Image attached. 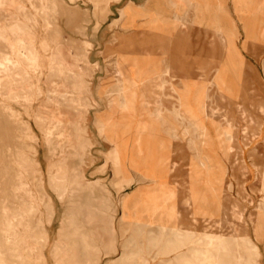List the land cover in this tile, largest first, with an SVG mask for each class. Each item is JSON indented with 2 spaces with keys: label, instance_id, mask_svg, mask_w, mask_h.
I'll return each instance as SVG.
<instances>
[{
  "label": "rangeland",
  "instance_id": "1",
  "mask_svg": "<svg viewBox=\"0 0 264 264\" xmlns=\"http://www.w3.org/2000/svg\"><path fill=\"white\" fill-rule=\"evenodd\" d=\"M167 1L0 0V56L13 51L10 42L17 40L13 33L15 23L30 29L29 35H23L24 44L16 43V47L24 52L27 45H32L36 50L38 69L29 65L27 72L42 90L50 85L46 76L50 72L51 52L68 50L85 56L80 64L75 63L77 70L89 69L84 75L89 105L80 122L82 135L89 142L81 166L83 180L97 188L99 199H105L99 213L112 215L115 230L111 253L90 251L86 264H93L95 259L96 264H113L120 259L122 245L132 234L130 226L125 227L123 234L120 232L124 218L135 222L134 226L143 233L141 238L136 234L135 249L145 244V237H170V225H161L155 213L148 215L143 204L146 193L150 188L154 192L156 187H162L160 192L165 195L161 203L172 205L173 214L175 205L184 203L185 197L190 199L189 208L195 219L189 223L195 225L185 226L193 230L186 232L194 237L188 236L185 246L176 253L161 256L144 250L145 264H165L174 260L176 254L193 261V249L210 250V243L197 240L214 228L211 224L215 216L221 215L220 206L230 198L238 207L243 206L246 237L257 248L256 255L247 254L248 261L243 262L264 264V110L258 112L264 108V0H175L190 5H171ZM43 41L47 42L46 50L41 47ZM56 83L62 91V79ZM43 100V95L34 98L30 112L21 111L16 124L9 120L0 100V219L2 207L16 203L6 190L17 169L10 157L20 149L23 169L33 172L30 183L34 184L39 176L46 193L45 203L40 202L37 189L30 184L38 205L35 216H45L47 200L53 206L52 220L45 225L47 240L30 244L32 252L27 259L36 264V255L42 252L47 264H69V260H74L70 247L56 244L60 223L64 218L71 223L72 218L66 219V215L72 210L56 195L53 186L56 184L60 193L71 190L69 181L75 162L68 156L71 149L67 147L62 151L60 146L48 150L51 135L44 133L47 126L43 112L46 110L47 116L64 125V132L55 134L54 140L60 143L66 138V142L74 139L70 125L74 113L58 102L44 106ZM204 105L208 106V113L202 108ZM12 107L20 108L15 103ZM241 110L249 115L248 124ZM26 132L31 137L24 136ZM241 171L246 174L244 180L237 178ZM179 211L176 219L187 224L186 211L182 207ZM235 231L240 237V228L235 227ZM75 233L71 235L78 239ZM215 235L211 231L210 240ZM6 237L11 239L10 234ZM0 243L6 247L3 239ZM84 244L97 245L89 241ZM52 252L57 257L53 253V258Z\"/></svg>",
  "mask_w": 264,
  "mask_h": 264
},
{
  "label": "bare ground",
  "instance_id": "2",
  "mask_svg": "<svg viewBox=\"0 0 264 264\" xmlns=\"http://www.w3.org/2000/svg\"><path fill=\"white\" fill-rule=\"evenodd\" d=\"M167 2H168L167 4H171V5H190L189 2H188V4H184L182 2L175 1V0H168ZM177 8H178V6H177ZM173 12H175V11H173ZM180 13H181V11H180ZM159 15H161V14H159ZM176 16H177V14H176ZM182 20H183V18H182ZM187 22H188V20H187ZM181 25L182 24L180 23V26ZM183 27H185V26H183ZM13 30H14L13 33L17 35L16 42L15 41L10 42V45L12 46L11 50H13V51H12V53H6V54H3L2 56H0V100L4 103V106L7 109L6 113L10 117L9 120H13V122L15 124H16V122L17 123L20 122L18 120V115L21 114V111H24V113L25 112L29 113L30 107H32L31 104H33L32 103L33 99L36 97L42 96V95L44 96V100H43L44 106H48V105L54 104L55 102H58L62 108L67 109V111L71 109V112L73 111V113H74L72 118H70L71 119L70 125H71V127L74 128V139L72 141L66 142L68 138H66V141H64V143H60L59 141L57 142L54 140L55 134L59 133V135H60V133L64 129V125L61 124L59 122V120H57L55 117H53L51 115L47 116L46 110H44V112H43V114H44L43 115V119H44L43 123H44V126H47L45 128L44 133H46L48 131V134L51 135L50 138L47 140L48 150L52 151V147H54V146L59 147L60 146V149L62 151L64 147H67L68 149H71V152L68 156H70L73 159V160L71 159V161L73 163L75 162V166H73L74 170H72L73 173L71 172L72 178L69 181V186L71 187V190L69 192L63 191L62 193H60L57 190L58 187L57 188L55 187L56 184H54V186L52 185L53 190H55V192H57L56 195L60 196L61 199L63 200V203H65L67 206L70 207L69 210H72V212H70V214L66 215V219H67V216H70V218H72L71 223L70 222L68 223L67 220H65V218L62 221L59 219L61 221L60 229H59L60 235H59V238L57 240L56 245L62 244L64 246L70 247L69 252H71V258L74 260L70 261L69 259H67V260H69V264H86L85 258H86V255L90 251L96 252L97 249H99V250L101 249L107 253H111L113 248H115L114 247V245H115V230H114V222H113L112 217H111L112 215L108 216V215H103V214L99 213L100 212L99 207L104 206V202H106L105 199L104 200L99 199V196L96 193L97 188L95 186H90V184H87L83 180L84 178H83V172H82L81 166H82V163L85 162V158L87 157L86 153H87V150L89 147V142L82 135V132H81L82 129L80 126V122L83 118L82 114L85 112V110H87L86 108L89 105L88 98H87L88 92L86 90L87 86H86V82L84 80L85 72L89 71V69H88V67L87 68L85 67L82 71L77 70V69H75V63L77 64V63L83 61L85 56L83 54H80V55L74 54L73 52L68 51V50H65L59 54H56L57 52L53 53L49 50L51 52L49 55L50 72L48 73V76H46L47 77L46 83L50 82V85H47L45 87V89L42 90V88H40L36 83L33 82L32 77H30L28 75V72H27V68L29 65H33V67H35L36 70L38 69L37 64L39 62V57L37 56L36 50L34 49V47L32 45H30V46L27 45L25 47L26 51H24V52L20 51V49H19L20 46L16 47L17 46L16 43H18V45L24 44V42H22V40H23L22 38H24L23 35L27 34V32L30 29H28L25 26H21V25L15 23L13 26ZM29 33L30 32H28V35H29ZM4 36H2V37H4ZM0 37H1V33H0ZM17 41H20V42H17ZM41 47L46 50V48L48 47L47 42L43 41L41 43ZM163 68H164V66H163ZM59 79H62V81H63V88L64 89L62 91H60L57 87L56 81ZM14 103L17 104V107H20V108L14 109L12 107V104H14ZM119 107H121V106H119ZM202 108H204L206 113H208V106L207 105H204V107H202ZM263 110H264V108L262 107V109L258 110V112L259 111L262 112ZM240 113H241V116L243 117V119L246 121L247 124H248V122H251V121H248L247 116H249V115H246L244 110H241ZM250 113H252V111ZM36 114H37V112H36ZM156 115H160V113H158ZM255 121H257V119ZM194 124H195V121H194ZM196 124H198V123L196 122ZM9 126H10V124H9ZM21 126H22V124H21ZM48 126L49 127L52 126L53 129L51 127V130H47L49 128ZM18 127H20V125H18ZM254 127H255V125H254ZM27 128L28 127H26V126L24 127V129H27ZM73 128H72V130H73ZM196 128H198V127H196ZM68 130L65 132H68ZM247 130H248V128H247ZM252 130H254V129H252ZM228 131H229V129H228ZM23 135L31 137V136H29L30 134H27V132L23 133ZM46 135L47 134H45V136ZM229 150L232 151V148L229 147ZM140 151H142V150L139 149L138 152H140ZM16 153L17 154L15 156L10 157V158H12V161L15 162L17 169L15 171H13L14 179L12 180V182L10 184V188L8 190H6V192L8 191L10 193L11 197L15 200L16 203L10 207H2V218L0 219V239L4 240L6 247L4 248L2 245H0V264H35V262L27 259L28 257H30L29 254L32 252V248H31L30 244L32 245V244H36V243L41 242V240L42 241L47 240L45 225L49 224L52 220L53 206L50 204L49 200H47L46 204H45L46 205L45 216H41V215L35 216L36 210L38 209V207H37L38 205H36L34 202L36 200V197H34L32 195V189L30 188V184L34 185L35 188L37 189V193H38L40 202L45 203L43 199L46 197V193L42 187V180L39 176H37L35 178L36 181L34 184L30 183V180H31L30 178L33 176V172L30 169H26V168L23 169L25 165H24V161L22 160L23 156H21L22 150L16 149ZM13 154H15V152ZM258 154H260V152ZM262 155L263 154H261V156ZM24 160H26V159H24ZM201 163H202V161H201ZM8 166H10V165H8ZM262 166L264 167V165H262ZM260 170H261V168H260ZM56 172L58 173V171H56ZM57 173H55V174H57ZM245 176H246V174L241 171V173L237 176V178L244 180ZM52 177H54V176L52 175ZM56 177L59 178L60 176L56 175ZM33 178H34V176H33ZM61 179H59V180H61ZM60 182H62V180ZM240 182H242V181H240ZM58 185H59V183L57 184V186ZM157 185L159 186V184H157ZM242 185H240V186L243 188ZM160 186H162V185H160ZM61 187H63V186H61ZM163 187H164V185H163ZM160 188H162V187H159V188L156 187L155 190L153 189L154 192L153 191L151 192V188H150L151 193L150 192H149V194L146 193V202L143 204H145V210H146L148 215L155 213L156 221L159 220L160 223L162 222L161 225H164V224L166 225L167 223L170 225V229L167 227L169 229V232H170V237L168 236L165 239L162 236H152L151 235V236L145 237L144 238L145 244L140 245V246L137 244L139 247L137 249H135L136 234H137V236H140V238H141L143 233L140 232V230L138 229V226L137 227L134 226L135 225L134 220H133V222H134V224H133L130 220H126L124 218L125 220L122 219V222H121L122 225L120 228V232L123 234V232L126 230L125 227L130 226V227H132V231H131L132 234H131L129 239L126 238V241L122 245V250H120V251H122L120 259L118 258V261H116V262L114 261L113 264H143L144 260H146V259H144V256H143L144 250H149V251L153 250L154 253H156L157 255L159 254L161 256H164L167 254H172V253L178 252V250L181 249V247L185 246V244L187 243L188 236L190 237L191 234L187 233L186 230L190 229V231L192 232L193 230H191V228H189V227H194V225H195V223H193V224L189 223L190 221L195 219L194 218L195 215L193 216L190 212V210H191V207L189 208V205L191 203L190 199L188 197H185L186 201L184 203L181 201L182 203L175 205L174 208H175L176 212L175 211L174 212L176 214H173L170 212V209H172V205L171 206H165L163 204L164 202L161 203L162 200H164L162 195H165V194H162L160 192ZM242 188H240L239 190L241 191ZM163 189H165V188H163ZM237 189H238V187H237ZM60 190L62 191L63 189H60ZM170 191H171V188H170ZM6 192H3V193H6ZM75 193H77V195ZM25 196H26V198H25ZM4 197H6V196H4ZM169 198H170V196H169ZM47 199H48V197H47ZM175 199H171V200H175ZM1 200H2V197H1ZM167 200H169L168 197H167ZM219 200H220V198H219ZM167 202H166V204H167ZM2 203H3V201H2ZM173 205H174V203H173ZM43 206H44V204H43ZM137 207L139 208V206H137ZM181 207L186 211V219L188 222L187 224H185L184 221H183L184 224H180L181 222L179 223L178 219H176V215L180 214L179 209ZM220 207H221V210H220L221 215L215 216L213 223L211 224V225H213L214 228L205 232L204 238H202L201 240H197L201 243H206V242L210 243V245H211L210 247L212 250L211 249L208 250L209 248L207 250H205L206 249L205 248L204 250L199 251V248H195L191 251L192 257L194 259V260L192 259L193 261L186 259L188 257L183 258L184 257L183 255H182L183 256L182 257L181 255L176 254L177 256H175V258H173L174 260L166 261L165 264H242V263H245L243 261H245V260L248 261L249 256L247 257V254H251L253 256L256 255L257 248L246 237V230H245V227L243 226V220H242V210H243L242 207L243 206L238 207L237 204L235 202H233V200H231V198H230V200L227 201L226 204H222ZM135 208H136V206H135ZM218 209H220V208H218ZM142 211H144V210H142ZM37 212H39V211H37ZM139 212H140V210H139ZM139 212L137 211V213H139ZM132 214H133V212H132ZM144 215H145V213L143 214V216ZM132 217H133V215H132ZM70 218L68 217V220ZM133 219H135V218H133ZM156 221H154V222H156ZM255 221H256V219H255ZM261 221H262V219H261ZM128 224H130V225H128ZM140 224H142V223H140ZM185 225H188L189 227L185 226ZM70 226H72V229ZM186 227H188V229ZM207 227H208V225H207ZM207 227H205V228H207ZM235 227L240 228V230L242 232L240 237L237 236L238 234L236 235ZM256 228H257V226H256ZM260 229H262V228H260ZM211 231H215V233H216V235L213 237L214 240H210L211 237L209 236V233ZM73 232H76L75 233L76 235L78 234V239H75V237L74 238L72 237L71 234H73ZM7 234L11 235V239H7V237H6ZM193 237H194V235L192 236V238ZM122 240H124V238ZM85 241L93 242L97 245H94L95 247H93L91 245H86V244H84ZM139 241H141V240H139ZM54 242H56V241H54ZM80 242H84V243L81 244ZM79 243L81 244L80 246H78ZM41 244H43V242ZM43 245L45 246V244H43ZM53 247H55V246H53ZM56 247H59V246H56ZM207 247H209V246H207ZM189 248L190 247H188L187 249H189ZM56 252H59V251H56ZM34 253L35 252L33 251V254ZM53 253L54 252H52V254ZM184 253H186V252H184ZM54 254L56 256V253H54ZM54 254H53V258H54ZM93 255H94V253H93ZM157 255H156V257H157ZM31 257H34V256L32 255ZM223 257H226L227 259L228 258H231V259H228V260L222 259ZM36 258L39 260V261H37V263L47 264L46 255L44 253H42V252L37 253ZM63 260H64V258H63ZM96 262H97V259L94 260L93 264H96ZM65 263H66V261H65ZM161 263L162 262H160V264ZM53 264H55V263H53ZM250 264H253V263L250 262Z\"/></svg>",
  "mask_w": 264,
  "mask_h": 264
}]
</instances>
